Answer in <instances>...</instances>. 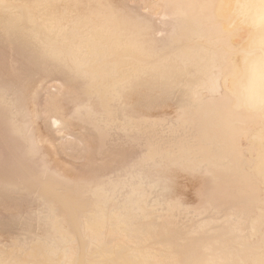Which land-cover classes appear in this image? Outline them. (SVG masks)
Segmentation results:
<instances>
[{"label": "rangeland", "instance_id": "obj_1", "mask_svg": "<svg viewBox=\"0 0 264 264\" xmlns=\"http://www.w3.org/2000/svg\"><path fill=\"white\" fill-rule=\"evenodd\" d=\"M196 6L0 0V264H233L259 251L264 196L238 192L229 171L255 157L203 155L227 152L224 128L202 124L228 102L227 63Z\"/></svg>", "mask_w": 264, "mask_h": 264}, {"label": "bare ground", "instance_id": "obj_2", "mask_svg": "<svg viewBox=\"0 0 264 264\" xmlns=\"http://www.w3.org/2000/svg\"><path fill=\"white\" fill-rule=\"evenodd\" d=\"M191 16L210 18L222 39L217 48H223L227 63L223 85L228 102L208 109L202 122L209 131L224 128L221 138L227 152L216 155L204 151V158L233 163L236 157L254 156L249 166L239 163L229 171L237 176L238 192L253 198L259 193L264 196V0H197ZM240 137L247 143L243 152ZM260 249H264V235ZM260 249L233 264H264ZM173 263L178 264V259Z\"/></svg>", "mask_w": 264, "mask_h": 264}]
</instances>
